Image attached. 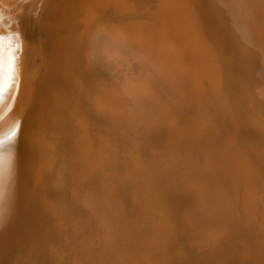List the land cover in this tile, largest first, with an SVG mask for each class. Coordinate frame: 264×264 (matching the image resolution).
Masks as SVG:
<instances>
[{
    "label": "bare ground",
    "instance_id": "1",
    "mask_svg": "<svg viewBox=\"0 0 264 264\" xmlns=\"http://www.w3.org/2000/svg\"><path fill=\"white\" fill-rule=\"evenodd\" d=\"M85 44L90 114L60 83ZM1 138L0 264H264V0H0Z\"/></svg>",
    "mask_w": 264,
    "mask_h": 264
},
{
    "label": "rangeland",
    "instance_id": "2",
    "mask_svg": "<svg viewBox=\"0 0 264 264\" xmlns=\"http://www.w3.org/2000/svg\"><path fill=\"white\" fill-rule=\"evenodd\" d=\"M153 2V1H152ZM14 8H16V7H14ZM18 10H15L14 11V16H17V13L18 12H20L21 10L19 9V8H17ZM18 11V12H17ZM15 12H16V14H15ZM202 21H203V23L205 22V20H203V18H202ZM206 29H207V31H206ZM208 28H206L205 27V23H204V31H205V33H207V36L209 37V40H210V42H211V40H213L212 42H211V45H212V48L215 50V52L217 53V55H216V59H220V60H218L219 61V64L221 65V67H222V71H223V73H224V79H225V81H226V83H229L230 84V87H231V89H232V95H233V97H234V99L235 98H237L238 97V94L236 93V91L234 90V88H235V85H233V82H235L236 80H237V77L235 76V75H233V74H231L230 72L233 70V65H232V63H230L229 62V58H228V56L225 54V52L223 51L224 50V48H223V43L219 40V37H220V35H219V33H216V32H211L210 30H209V32H208ZM211 32V33H210ZM213 33V34H212ZM215 34L217 35L216 37H214V38H212L213 36H215ZM212 35V36H211ZM215 38H216V40H215ZM44 40L45 39H42V42H43V44H44ZM215 42V43H214ZM221 42V43H220ZM215 45V47H213ZM88 44L86 45H82V48H81V50L84 52V55H85V58H82V59H77L76 58V56H75V58H74V64H73V66H74V70L73 71H71V70H64V71H61V75H62V77H61V80L63 81H61L60 80V83H63V85L65 86H67V84L70 86H68L69 87V89H71L72 91H74L75 90V92L74 93H76V91H79L78 89L79 88H77L78 87V78H82V76H81V72H79V71H83L85 74H84V77H85V82L86 83H84V85H82L81 86V92L82 93H80L79 95H81V98H82V109L84 110H87L88 111V114H90V113H92V112H94V113H96L97 112V110H96V107H95V105L91 102V95H92V91H93V89H96L97 88V86H99V84H100V82H99V79L96 77V75H94V69H92V68H90V67H88L87 66V63H88V65H89V63H92V64H94L95 62L92 60V59H90L89 57H86L89 53H88ZM84 48H86V50L84 49ZM217 48V49H216ZM222 54V55H220V53ZM87 58V59H86ZM83 62V63H82ZM230 63V64H229ZM83 64H85V65H83ZM229 64V65H228ZM242 64V63H241ZM107 65V66H106ZM84 66H85V68H84ZM105 66V67H104ZM226 66V67H225ZM76 67V68H75ZM102 67V68H101ZM104 67V68H103ZM97 68H98V72H100L101 74H103L106 78H109V79H112V75L114 74L113 72H114V69H112L113 68V63H108V64H105V63H99L98 65H97ZM78 69V70H77ZM102 69H104L103 71H102ZM101 70V71H100ZM108 70H111V71H108ZM69 71V72H68ZM75 71V72H74ZM77 71V72H76ZM108 72V73H106V72ZM68 72V73H67ZM111 73V74H110ZM66 75V76H65ZM77 75V76H76ZM106 75H108V76H106ZM79 76V77H78ZM76 77H77V79H76ZM71 79H72V81H71ZM75 79V80H74ZM76 82V83H75ZM96 82L98 83V84H96ZM67 83V84H66ZM73 84V85H72ZM93 84H94V86H93ZM63 85H59V86H57V87H55V91H57V88H59V91H60V89L62 88L63 89ZM76 85H77V87H76ZM65 86V87H66ZM93 86V88H91ZM234 86V87H233ZM62 89H61V91H62ZM90 89V90H89ZM54 91V90H53ZM90 93V94H89ZM67 99V98H66ZM64 101H65V99H63ZM62 100V101H63ZM60 101V100H59ZM62 101H60V103H62ZM66 102V101H65ZM59 103V102H58ZM64 103V102H63ZM235 103V110H237V112H242L241 110V107L239 106V104H237L236 105V101L234 102ZM91 104V105H90ZM91 106V107H90ZM239 106V107H238ZM238 107V108H237ZM241 109V110H240ZM96 110V111H95ZM56 112V109L54 108L53 109V112ZM67 118H68V120L69 121H72V120H74L75 119V115L74 114H68V116H67ZM60 123V124H59ZM95 123V122H94ZM244 123V122H243ZM57 126H58V128L60 129V130H62V128H63V130H64V128H65V130H67L66 128H67V126L66 125H64V124H62L61 122H60V120L57 122ZM62 124V125H61ZM59 125H61V127H59ZM64 125V126H63ZM245 131L247 130H252L251 128H247L246 127V129H244ZM60 135V136H59ZM59 136V137H58ZM51 138V137H50ZM55 138H57V139H55ZM55 138H51L50 139V141H55V142H57V143H59V144H63L64 143V138H63V133H59V134H57L56 136H55ZM61 138V139H60ZM6 142V144L5 143H3V142ZM3 144H2V143ZM9 142V143H8ZM0 152H5V151H7V150H9L12 146L11 145H13L14 144V142L11 140V139H3V138H1L0 139ZM4 144H5V148H4ZM58 144V145H59ZM8 146V147H7ZM9 146H11V147H9ZM3 149H2V148ZM12 149V148H11ZM13 149H15V144L13 145ZM54 167H56V165H54L52 168H54ZM42 209H43V207H42ZM40 217V218H39ZM42 220V221H41ZM41 222H43V223H45V224H47L48 226H49V228H51L52 229V233H53V236H54V238L56 239V236H57V240L59 239V235H57V232H56V229L54 228L55 226H56V223H54V222H52V220L51 219H49V217H48V215L47 214H45V212H42L41 211V213H39L38 214V219L36 220L35 219V223H36V225L38 226V229L41 227V225L43 224V223H41ZM1 223V222H0ZM40 224V225H39ZM240 226L238 225V230L239 231H241L240 229H241V227L239 228ZM74 230V229H73ZM76 231V230H75ZM243 236V235H242ZM235 241V240H234ZM234 241H232L231 242V246L229 247V249L227 250V253L225 254V256H223L222 258H220V259H216V260H214V261H211V260H208L209 259V257H207L205 254H201L199 257H195L194 259H193V261L195 262V264H257L258 262H259V258L256 256V255H254V254H252L251 252L252 251H254V247H252V244H250V246L253 248H251L249 245L247 246V245H243V244H241L239 241L237 242V240L234 242ZM252 242V241H251ZM247 244H249V242L247 243ZM245 246V247H244ZM251 249V250H250ZM243 252H242V251ZM249 251V253H248V251ZM251 251V252H250ZM256 252V251H255ZM251 254V255H250ZM258 254L260 255V257L261 258H263V255L260 253V252H258ZM250 256V257H249ZM243 258H245L244 260H243ZM247 258V259H246ZM24 261V259L22 258L21 259V261ZM249 260V261H248ZM247 262V263H246ZM20 263H22L23 264V262H20ZM66 264H68L69 262H65ZM64 263V261H61V262H57V263H52V264H65Z\"/></svg>",
    "mask_w": 264,
    "mask_h": 264
},
{
    "label": "water",
    "instance_id": "3",
    "mask_svg": "<svg viewBox=\"0 0 264 264\" xmlns=\"http://www.w3.org/2000/svg\"><path fill=\"white\" fill-rule=\"evenodd\" d=\"M17 50V49H16ZM18 51H19V53H20V51H21V54H22V56L20 55L18 58H20V59H18V73H17V77L18 76H20V73H21V71L24 69V66H25V63H24V60H25V58H26V55L23 53V50H21V48L19 49L18 48ZM2 69H3V66H2Z\"/></svg>",
    "mask_w": 264,
    "mask_h": 264
}]
</instances>
